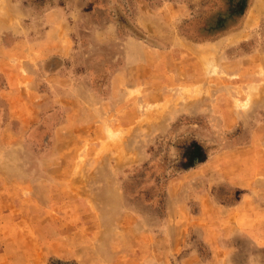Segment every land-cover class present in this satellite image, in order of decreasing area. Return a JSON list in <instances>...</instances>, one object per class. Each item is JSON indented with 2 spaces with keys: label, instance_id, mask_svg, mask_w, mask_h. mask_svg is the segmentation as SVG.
Returning a JSON list of instances; mask_svg holds the SVG:
<instances>
[{
  "label": "rangeland",
  "instance_id": "obj_1",
  "mask_svg": "<svg viewBox=\"0 0 264 264\" xmlns=\"http://www.w3.org/2000/svg\"><path fill=\"white\" fill-rule=\"evenodd\" d=\"M0 264H264V0H0Z\"/></svg>",
  "mask_w": 264,
  "mask_h": 264
}]
</instances>
